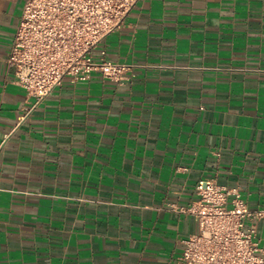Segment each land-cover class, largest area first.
<instances>
[{
  "label": "crops",
  "instance_id": "0c3cea01",
  "mask_svg": "<svg viewBox=\"0 0 264 264\" xmlns=\"http://www.w3.org/2000/svg\"><path fill=\"white\" fill-rule=\"evenodd\" d=\"M26 1L0 0V264H168L202 179L264 207V0H138L94 53L125 79L40 104L7 63Z\"/></svg>",
  "mask_w": 264,
  "mask_h": 264
},
{
  "label": "built area",
  "instance_id": "2783aa9c",
  "mask_svg": "<svg viewBox=\"0 0 264 264\" xmlns=\"http://www.w3.org/2000/svg\"><path fill=\"white\" fill-rule=\"evenodd\" d=\"M138 0H27L7 60L15 84L40 104L61 87L87 81L95 72L111 82L131 66L98 60L102 41L124 26ZM197 199L179 211L193 216L199 233L183 241L182 254L168 264H264L259 223L264 207L249 208L237 189L202 179Z\"/></svg>",
  "mask_w": 264,
  "mask_h": 264
}]
</instances>
